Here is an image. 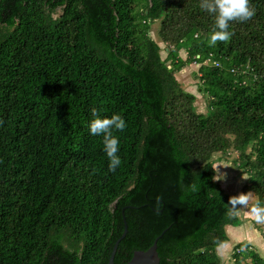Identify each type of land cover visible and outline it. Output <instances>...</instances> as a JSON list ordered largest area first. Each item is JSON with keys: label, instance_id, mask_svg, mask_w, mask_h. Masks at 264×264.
<instances>
[{"label": "trees", "instance_id": "1", "mask_svg": "<svg viewBox=\"0 0 264 264\" xmlns=\"http://www.w3.org/2000/svg\"><path fill=\"white\" fill-rule=\"evenodd\" d=\"M250 6L209 46L200 0H0V264H106L124 222L113 264L156 237L159 264H224L241 218L212 155L236 152L240 192L264 203V0ZM191 63L204 112L175 77ZM93 108L126 121L115 171ZM243 251L264 264L242 241L233 264Z\"/></svg>", "mask_w": 264, "mask_h": 264}, {"label": "clouds", "instance_id": "2", "mask_svg": "<svg viewBox=\"0 0 264 264\" xmlns=\"http://www.w3.org/2000/svg\"><path fill=\"white\" fill-rule=\"evenodd\" d=\"M200 7L210 14H214V25L208 36L209 46H215L217 42H227L232 33L228 30L231 21L244 22L255 15V9L250 6V0H200ZM92 119L88 124L91 135H102L104 151L108 158L109 170L115 171L121 165L119 152V139L113 134V130L123 131L126 121L119 114L111 117H102L93 108ZM214 180L224 179V174L216 167ZM247 179V177H243ZM251 201V203H250ZM159 202V198H157ZM229 216H235L240 209H245L250 218L257 224L264 223V203L259 199L252 201L251 192H242L230 196L226 204Z\"/></svg>", "mask_w": 264, "mask_h": 264}, {"label": "rangeland", "instance_id": "3", "mask_svg": "<svg viewBox=\"0 0 264 264\" xmlns=\"http://www.w3.org/2000/svg\"><path fill=\"white\" fill-rule=\"evenodd\" d=\"M157 27L158 23L155 22L152 27L150 34L153 38L158 40L157 38ZM158 44L161 47V56L164 58L166 56L165 44L161 41H158ZM181 55L185 57V52L182 51ZM198 63H191L179 71L175 72L176 79L180 82L181 86L195 94L196 100L195 105L198 111L204 112L206 109V97L202 95L198 90V78L197 69ZM214 167L219 169L221 173L224 174V179L216 180L221 187H223L230 195H237L240 192L243 185L246 183V179L243 177H247L246 173L238 168L236 164L232 161L236 158V152L233 150H227L226 152H215L213 155ZM216 175V172H215ZM252 201H254L255 196L251 192ZM251 203V201H250ZM241 211V210H239ZM245 220V221H244ZM243 224L238 226L228 225L226 227V231L229 234L230 238L228 241L217 249L218 255L221 257L224 264H233L232 259V250L237 242H248L250 244L255 243L253 248L264 257V223L257 224L255 223L250 216L248 215L247 219H243ZM245 236H244V235ZM249 239V240H248ZM251 241V242H250ZM260 247V248H259ZM243 251L239 254L240 262L242 264L250 263V259L247 258V255L244 254Z\"/></svg>", "mask_w": 264, "mask_h": 264}, {"label": "water", "instance_id": "4", "mask_svg": "<svg viewBox=\"0 0 264 264\" xmlns=\"http://www.w3.org/2000/svg\"><path fill=\"white\" fill-rule=\"evenodd\" d=\"M127 230L126 223L124 222V230L120 237L114 242L111 252L109 254L106 264H113V257L118 245L119 240L125 235ZM157 239L156 237L152 244L145 250L136 249L132 252L131 257L124 264H159V256L157 252Z\"/></svg>", "mask_w": 264, "mask_h": 264}, {"label": "crops", "instance_id": "5", "mask_svg": "<svg viewBox=\"0 0 264 264\" xmlns=\"http://www.w3.org/2000/svg\"><path fill=\"white\" fill-rule=\"evenodd\" d=\"M240 210H241V211L238 212V214L240 215V218H241V223H240V224H243V223H242V222H243V219H247L249 214H248V212H247L245 209H240ZM244 221H245V220H244ZM240 224H239V225H240ZM237 226H238V225H237ZM226 227H227V226H226ZM228 235H229V234H228ZM243 235H244V234H243ZM244 236H245V235H244ZM229 238H230V236H229ZM248 240H249V239H248ZM250 242H251V241H250ZM254 244H255V243L252 242L251 245L253 246ZM220 246H222V244L219 245V246L217 247V249H219ZM259 248H260V247H259Z\"/></svg>", "mask_w": 264, "mask_h": 264}, {"label": "flooded vegetation", "instance_id": "6", "mask_svg": "<svg viewBox=\"0 0 264 264\" xmlns=\"http://www.w3.org/2000/svg\"><path fill=\"white\" fill-rule=\"evenodd\" d=\"M8 11L7 6H5V8H3V13H6Z\"/></svg>", "mask_w": 264, "mask_h": 264}]
</instances>
